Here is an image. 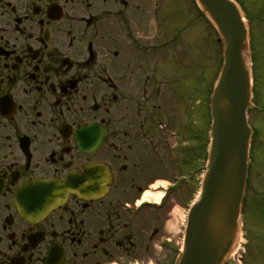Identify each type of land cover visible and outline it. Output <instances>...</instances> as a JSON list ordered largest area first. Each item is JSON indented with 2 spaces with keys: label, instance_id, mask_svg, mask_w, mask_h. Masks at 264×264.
Returning <instances> with one entry per match:
<instances>
[{
  "label": "flooded vegetation",
  "instance_id": "flooded-vegetation-1",
  "mask_svg": "<svg viewBox=\"0 0 264 264\" xmlns=\"http://www.w3.org/2000/svg\"><path fill=\"white\" fill-rule=\"evenodd\" d=\"M180 1L0 0V264L175 263L208 122Z\"/></svg>",
  "mask_w": 264,
  "mask_h": 264
},
{
  "label": "water",
  "instance_id": "water-1",
  "mask_svg": "<svg viewBox=\"0 0 264 264\" xmlns=\"http://www.w3.org/2000/svg\"><path fill=\"white\" fill-rule=\"evenodd\" d=\"M198 3L218 28L225 52L211 100L208 172L200 197L189 214L178 264H223L238 234L248 163L247 32L239 10L229 0H198Z\"/></svg>",
  "mask_w": 264,
  "mask_h": 264
},
{
  "label": "rangeland",
  "instance_id": "rangeland-1",
  "mask_svg": "<svg viewBox=\"0 0 264 264\" xmlns=\"http://www.w3.org/2000/svg\"><path fill=\"white\" fill-rule=\"evenodd\" d=\"M187 1L190 0L185 1L184 9L190 10V12L193 13V10H191V6ZM239 1L247 4L246 6H248L250 2H252L254 6L255 4L261 8L264 6V0ZM176 2L178 7H181V1L176 0ZM209 26L211 25L209 24ZM208 34L209 37L207 40L201 38L200 35L196 36L195 34L193 40L185 44V47L189 51V45L193 44V52L188 64H191L194 71L202 64H208V83L210 89L211 84L213 83L212 80H214L216 71L221 62V52L220 50L218 51L220 44L218 46L214 38V36L216 37L217 35H213L210 28L208 30ZM261 66L262 64L259 65V72L261 70ZM194 75H196V72H194ZM258 79L259 84L256 87L254 100L256 104L264 106V76L259 74ZM197 80L201 81L199 74L197 76ZM250 125L257 127L259 132L257 139L254 141L255 147L252 153V163L249 166L246 189L244 193V204L241 216L242 242L232 264H237V259L240 260L241 264H264V114L258 115L253 112L250 115ZM198 129L201 130L200 132L203 135V126H200ZM195 142L196 144L194 143L193 153L202 155L203 143H201L199 138ZM196 157L197 158L193 160V168L201 165V163L197 161L203 160V158L198 157V155ZM202 162L204 163V161ZM198 178H200V176L193 180V194L197 190L196 188L199 181L197 180ZM225 263L226 262H224V264Z\"/></svg>",
  "mask_w": 264,
  "mask_h": 264
},
{
  "label": "bare ground",
  "instance_id": "bare-ground-1",
  "mask_svg": "<svg viewBox=\"0 0 264 264\" xmlns=\"http://www.w3.org/2000/svg\"><path fill=\"white\" fill-rule=\"evenodd\" d=\"M177 214H179V217L181 216V214H180V212H179L178 210H174V211L171 213L172 219H173V220L175 219V222L177 221L176 218H175ZM173 220L170 221V222L168 223V227H169V228L174 227L173 224H172V223H173ZM176 225H177V223H176Z\"/></svg>",
  "mask_w": 264,
  "mask_h": 264
}]
</instances>
